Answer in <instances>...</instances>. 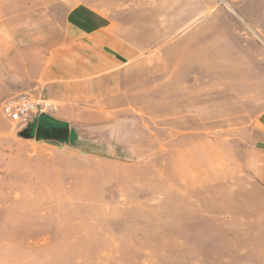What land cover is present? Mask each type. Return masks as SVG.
<instances>
[{
  "label": "rangeland",
  "instance_id": "rangeland-1",
  "mask_svg": "<svg viewBox=\"0 0 264 264\" xmlns=\"http://www.w3.org/2000/svg\"><path fill=\"white\" fill-rule=\"evenodd\" d=\"M79 4L140 47L132 71L68 123L10 120L38 99L15 49ZM262 113L264 0H0V264H264Z\"/></svg>",
  "mask_w": 264,
  "mask_h": 264
},
{
  "label": "crops",
  "instance_id": "crops-1",
  "mask_svg": "<svg viewBox=\"0 0 264 264\" xmlns=\"http://www.w3.org/2000/svg\"><path fill=\"white\" fill-rule=\"evenodd\" d=\"M77 10L72 16L77 24L70 29L66 24L61 34L32 38L12 56L19 74L24 79L28 74L35 96L67 123L71 111L80 112L86 103L112 97L122 75L132 71L129 64L141 53L140 47L117 33V20L100 13V6L79 4Z\"/></svg>",
  "mask_w": 264,
  "mask_h": 264
},
{
  "label": "built area",
  "instance_id": "built-area-1",
  "mask_svg": "<svg viewBox=\"0 0 264 264\" xmlns=\"http://www.w3.org/2000/svg\"><path fill=\"white\" fill-rule=\"evenodd\" d=\"M43 103L29 96H21L14 104L6 103L2 107V113L10 120L26 123L32 115L41 113Z\"/></svg>",
  "mask_w": 264,
  "mask_h": 264
},
{
  "label": "water",
  "instance_id": "water-1",
  "mask_svg": "<svg viewBox=\"0 0 264 264\" xmlns=\"http://www.w3.org/2000/svg\"><path fill=\"white\" fill-rule=\"evenodd\" d=\"M69 136L68 127H58L53 129L51 132L43 130L41 127L36 128L34 138L35 139H45L52 141H62L66 140Z\"/></svg>",
  "mask_w": 264,
  "mask_h": 264
}]
</instances>
